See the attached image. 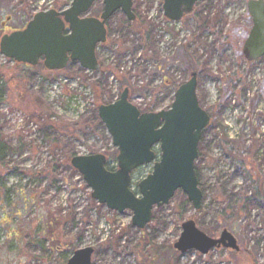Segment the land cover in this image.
I'll list each match as a JSON object with an SVG mask.
<instances>
[{"label": "rangeland", "instance_id": "374dc122", "mask_svg": "<svg viewBox=\"0 0 264 264\" xmlns=\"http://www.w3.org/2000/svg\"><path fill=\"white\" fill-rule=\"evenodd\" d=\"M248 1L202 0L169 27L162 0H133L132 26L120 12L108 21L96 73L75 63L50 72L42 61L30 67L0 54V141L6 147L0 153V264H65L85 248L93 250L92 264H264V57L248 62L242 54L252 26ZM70 3L0 0V38L23 29L36 13ZM101 12L98 1L86 16ZM193 72L199 105L210 119L194 165L201 208L180 210L186 198L177 192L139 230L130 211L120 215L91 198L70 160L114 153L97 109L124 88L132 104L157 113L170 109L171 86ZM151 172L152 164L133 173L134 193ZM186 221L212 239L228 231L239 250L180 254L173 245Z\"/></svg>", "mask_w": 264, "mask_h": 264}, {"label": "water", "instance_id": "95a60500", "mask_svg": "<svg viewBox=\"0 0 264 264\" xmlns=\"http://www.w3.org/2000/svg\"><path fill=\"white\" fill-rule=\"evenodd\" d=\"M102 1L98 18L86 17L91 7ZM201 0H162L164 17L179 22L192 13ZM132 0H72L67 10H49L36 13L24 29L0 38V54L16 64L35 67L42 61L50 72L76 63L88 72L99 70L95 55L98 44L106 40L105 24L116 12L132 22ZM247 11L251 28L243 43L246 61L256 62L264 57V1L250 0ZM197 75L175 91L168 110L140 113L129 102L124 88L119 99L98 107L97 116L117 151L116 169H106L102 154L74 156L71 168L91 190V198L108 210L122 215L132 213L131 224L143 230L152 219L154 209L167 206L176 192H181L194 211L201 208L202 192L195 171L198 145L202 131L209 124L208 114L199 106L196 95ZM158 147L159 156L154 148ZM152 164V172L137 184L138 194L131 190L132 174ZM238 251L231 233L223 230L218 240L201 232L193 221L181 226V234L173 245L175 251L185 254L195 251L207 255L215 248ZM93 250L85 248L74 252L66 264H91Z\"/></svg>", "mask_w": 264, "mask_h": 264}, {"label": "trees", "instance_id": "16d2710c", "mask_svg": "<svg viewBox=\"0 0 264 264\" xmlns=\"http://www.w3.org/2000/svg\"><path fill=\"white\" fill-rule=\"evenodd\" d=\"M134 13L136 14V11H134ZM110 21V20H109ZM123 24L124 25H127V27L128 26H132L133 24H134V22L133 23H131V22H128V21H124L123 22ZM26 25V24H25ZM106 25H108V22H107V24ZM25 27V26H24ZM167 81V83H169V80H166ZM99 84H100V81H99ZM175 91V90H174ZM4 95H5V86H4V84L2 83V79L0 78V103L3 101V97H4ZM148 112H151L150 110L148 111ZM98 119V118H97ZM99 120V119H98ZM5 150H6V147L2 144V142L0 141V153H3V152H5ZM116 154H117V152H116V150L114 151V153L110 156V158H109V156L106 158V164H105V167H106V169L108 170V171H110V172H113L114 170H115V161H116ZM75 156V155H74ZM73 156V157H74ZM109 158V159H108ZM196 173H197V171H196ZM187 208V209H189L190 208V205H189V203L184 199L183 200V203L181 204V206H180V210H183L184 208ZM64 263H66L65 261H63Z\"/></svg>", "mask_w": 264, "mask_h": 264}, {"label": "flooded vegetation", "instance_id": "af4514ba", "mask_svg": "<svg viewBox=\"0 0 264 264\" xmlns=\"http://www.w3.org/2000/svg\"><path fill=\"white\" fill-rule=\"evenodd\" d=\"M158 155H159V154H158ZM233 237H234V236H233ZM219 238H220V236H219ZM219 238H218V239H219ZM234 238H235V237H234ZM218 239H216V240H218ZM235 240H236V238H235ZM236 242H237V241H236ZM222 249H223V248L220 247V248H215V249H213L212 251H215V250H222ZM212 251H210V252H212ZM210 252H209V253H210ZM92 256H93V255H92Z\"/></svg>", "mask_w": 264, "mask_h": 264}, {"label": "built area", "instance_id": "2783aa9c", "mask_svg": "<svg viewBox=\"0 0 264 264\" xmlns=\"http://www.w3.org/2000/svg\"><path fill=\"white\" fill-rule=\"evenodd\" d=\"M172 24H169V26H171ZM138 106H139V104H138ZM140 107V106H139ZM144 108H146V105L144 106Z\"/></svg>", "mask_w": 264, "mask_h": 264}]
</instances>
